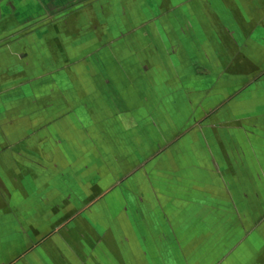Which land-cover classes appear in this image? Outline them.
<instances>
[{"label": "crops", "instance_id": "1", "mask_svg": "<svg viewBox=\"0 0 264 264\" xmlns=\"http://www.w3.org/2000/svg\"><path fill=\"white\" fill-rule=\"evenodd\" d=\"M0 264H264V0H0Z\"/></svg>", "mask_w": 264, "mask_h": 264}]
</instances>
